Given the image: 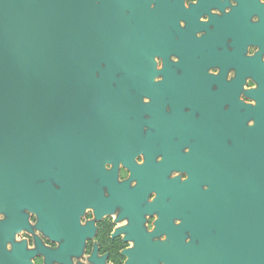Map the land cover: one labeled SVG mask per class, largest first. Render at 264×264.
<instances>
[{
	"label": "flooded vegetation",
	"instance_id": "obj_1",
	"mask_svg": "<svg viewBox=\"0 0 264 264\" xmlns=\"http://www.w3.org/2000/svg\"><path fill=\"white\" fill-rule=\"evenodd\" d=\"M228 4L77 0L81 53L65 85L77 115L49 118L38 133L20 139L15 164L2 171L0 264H29L36 254L45 264H71L98 231L96 223L113 212V223H127L111 238L123 233L134 242L121 252L125 264H264L255 224L264 219V5L238 0L224 13ZM253 14L258 22L250 20ZM249 44L258 46L252 56ZM173 54L178 62L170 60ZM154 56L162 58L159 71ZM156 75L162 80L154 82ZM247 78L257 87L245 90ZM241 94L255 105L242 102ZM119 165L129 172L123 181ZM174 170L187 178L171 177ZM88 207L93 219L81 225ZM25 208L36 213L35 225ZM153 214L158 218L148 232L146 216ZM21 228L60 246L52 250L34 236L35 248L27 250L12 241ZM5 241H12L11 251ZM96 251L93 245L91 264H104Z\"/></svg>",
	"mask_w": 264,
	"mask_h": 264
},
{
	"label": "water",
	"instance_id": "obj_2",
	"mask_svg": "<svg viewBox=\"0 0 264 264\" xmlns=\"http://www.w3.org/2000/svg\"><path fill=\"white\" fill-rule=\"evenodd\" d=\"M76 14L77 0H0V175L15 164L20 139L49 118L77 115L65 89L79 67ZM256 223L263 246L264 219Z\"/></svg>",
	"mask_w": 264,
	"mask_h": 264
},
{
	"label": "clouds",
	"instance_id": "obj_3",
	"mask_svg": "<svg viewBox=\"0 0 264 264\" xmlns=\"http://www.w3.org/2000/svg\"><path fill=\"white\" fill-rule=\"evenodd\" d=\"M197 2H198V0H183V4L185 7L196 4ZM237 3H238V0H229V4L227 6H225V8L223 10L224 13H229L231 11V8L235 7L237 5ZM258 3L261 5H264V0H258ZM149 6L155 7V4H151ZM210 11L215 15L220 14V10L218 8H212ZM199 20L201 22H207L208 16L206 14L201 15L199 17ZM250 20L253 23H255V22H258L259 17L256 14H253L250 17ZM184 24H185V21L181 19L179 21V25L181 27H183ZM202 34H203L202 32L198 31L196 33V36L200 37ZM257 51H258L257 45L249 44L247 46V49H246V54L248 56H252ZM261 58L264 59V56H262ZM178 59L179 58L174 54L170 56V60L172 62H178ZM153 62L155 65V69L157 71L162 69L163 61H162L161 57L154 56ZM209 72L211 74H216L218 72V69L213 67V68L209 69ZM233 75H234V71L229 70V72L227 73V78L230 79ZM161 80H162V76H160V75H156L154 77V82H159ZM256 87H257L256 83L251 78H247L246 82L243 84V88L245 90L254 89ZM239 99L248 105H255V100L253 98H250V97L245 96L243 94H241L239 96ZM142 101L144 103H149L150 98L147 96H144V97H142ZM254 124H255V121L253 119L247 120V125L249 127L254 126ZM184 150H185V152L189 151V149L187 147H185ZM159 159H161V157L157 156V160H159ZM136 161H137V163H142L143 162L142 155H138L136 157ZM104 167L106 170H110L112 165H111V163L106 162ZM118 168H119L118 179L120 181H123L129 176V172L126 168H124L123 165H119ZM177 175H179L182 180L187 178L186 173H180L176 170H174L170 173L171 177H176ZM132 183H134V181ZM201 187L206 189L207 185H202ZM154 195H155L154 193L150 194L148 199L149 200L153 199ZM24 211L27 214L28 223L31 225H35L37 223V220H38L36 213L27 209V208H25ZM93 216H94L93 209L88 207L85 209L84 214L80 217L79 223L81 225H84L87 221L92 220ZM115 217H116L115 212L110 213V214H106L101 221H98L96 223V227H97L98 231L96 232L95 235L85 239L83 251L79 256L74 255V256L70 257L71 264H91L89 257L92 254L93 245L97 246L96 255L98 257H106L104 260V264H125V262L128 258H127V256L121 255V252L123 249H131L132 247H134V242L132 240L125 241L123 239V233L116 236L114 239L111 238L112 233L114 232V230L116 228L121 227L127 223L126 219H121L118 222L113 223V221H115ZM5 218H6L5 213L3 211H0V222L4 221ZM157 218L158 217L155 214H153L151 216H146L145 227H146V230L148 232H152L154 230V221H156ZM173 223L179 224L180 223L179 218H173ZM34 236H38L39 239L42 241L43 245L45 247L52 249V250H55L60 246L59 241L50 239L48 236H46L41 231H35L33 233V232H29V231L22 229V228L13 233L12 241H15L17 243L23 241L25 244V248L27 250H33L35 248V243H34V238H33ZM165 239H166V235L162 233L159 236V240L164 241ZM188 240H189V237H185L186 243L188 242ZM12 241H5L4 242L3 247L5 250H7V251L12 250V245H13ZM29 264H45L44 255L43 254H36V255L29 257ZM52 264H60V261L54 260L52 262Z\"/></svg>",
	"mask_w": 264,
	"mask_h": 264
}]
</instances>
